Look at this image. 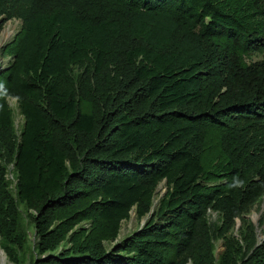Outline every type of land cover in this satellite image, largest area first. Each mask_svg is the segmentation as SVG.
Here are the masks:
<instances>
[{
    "label": "trees",
    "instance_id": "obj_1",
    "mask_svg": "<svg viewBox=\"0 0 264 264\" xmlns=\"http://www.w3.org/2000/svg\"><path fill=\"white\" fill-rule=\"evenodd\" d=\"M12 18L0 47L12 263L264 264L242 217L264 195V0H0V31ZM131 210L145 221L115 242Z\"/></svg>",
    "mask_w": 264,
    "mask_h": 264
},
{
    "label": "rangeland",
    "instance_id": "obj_2",
    "mask_svg": "<svg viewBox=\"0 0 264 264\" xmlns=\"http://www.w3.org/2000/svg\"><path fill=\"white\" fill-rule=\"evenodd\" d=\"M20 23L21 22L19 19L12 18L3 24V28L0 31V47L12 38V36L18 30ZM259 58H260L259 54L252 55L253 60H257ZM9 59H10L9 57H3L0 53V67L6 66ZM8 104L13 111L16 131H17V134H19V130L24 122L23 116L19 112L17 101L15 98H9ZM7 176L8 178L12 179L13 178L12 172L8 171ZM165 190H166V185H165V180H163L156 187L155 196H154L155 204L157 200L159 199V197L165 192ZM19 208L22 214L25 216L24 206L20 205ZM242 217L245 220L252 222L253 225L255 226L257 240L259 241L263 239L264 238V195L256 203H254L251 206L250 210L247 211L245 214H243ZM208 219L211 223H217L219 221V215L216 212H210ZM144 221H145V218L139 221L136 218L134 210H131L129 218L122 221L119 234L115 242H119L127 234L134 231L140 224H143ZM241 224H242L241 220L236 219L234 228L232 230V232L235 235L239 231ZM28 233H29L30 239L34 240L32 226L29 227ZM113 244L114 242L111 244H108L106 242V245H113ZM215 245H216V253H219L223 249L222 240L221 239L217 240ZM0 264H14L7 258L5 252L1 248H0Z\"/></svg>",
    "mask_w": 264,
    "mask_h": 264
},
{
    "label": "water",
    "instance_id": "obj_3",
    "mask_svg": "<svg viewBox=\"0 0 264 264\" xmlns=\"http://www.w3.org/2000/svg\"><path fill=\"white\" fill-rule=\"evenodd\" d=\"M156 191V190H155ZM155 205V202L153 204V206ZM260 243V240L256 243V245H258ZM216 256H218V253H216Z\"/></svg>",
    "mask_w": 264,
    "mask_h": 264
}]
</instances>
